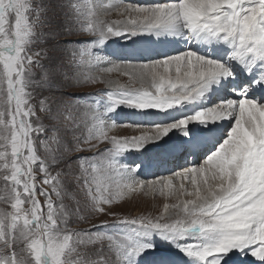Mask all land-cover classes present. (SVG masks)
Returning a JSON list of instances; mask_svg holds the SVG:
<instances>
[{"label":"snow or ice","instance_id":"obj_1","mask_svg":"<svg viewBox=\"0 0 264 264\" xmlns=\"http://www.w3.org/2000/svg\"><path fill=\"white\" fill-rule=\"evenodd\" d=\"M101 7L0 0V204L12 209L0 208V264H175L169 248L191 264H233L234 257L264 264V0H116L108 7L134 18L112 24L99 18ZM140 35L202 50L104 67L112 63L101 54L105 45L111 56L128 47L148 54L132 39ZM112 72L140 87L101 78ZM97 84L111 89L103 111L75 95ZM213 92L223 98L190 115L180 111ZM122 108L153 122L109 126ZM224 121H232L226 130ZM117 124L141 134L109 135ZM150 144L154 165L197 156L202 163L145 183L137 179L141 165L120 158ZM144 189L161 196L168 189L178 202L156 216L121 215L126 198ZM106 217L111 224L94 222ZM110 227L122 234L110 235Z\"/></svg>","mask_w":264,"mask_h":264},{"label":"rangeland","instance_id":"obj_2","mask_svg":"<svg viewBox=\"0 0 264 264\" xmlns=\"http://www.w3.org/2000/svg\"><path fill=\"white\" fill-rule=\"evenodd\" d=\"M98 1L99 0H94L95 3H98ZM99 2L101 3V5L103 4V6H106L107 0H104L103 3H102V1H99ZM137 2L138 1H136V0H129L125 4L132 3V4L142 5V4H139ZM147 4H144V5H147ZM106 9H108V8H106ZM108 10H110V9H108ZM113 18L114 17H112L111 19H107L106 22L109 23V24H112L114 22L120 21V20L116 21V19H113ZM123 18H124L125 21H127L130 18H134V15L133 14H124ZM142 36L146 37L148 35H142ZM139 38H141V37L140 36L134 37L135 40H138ZM112 39H119V38H112ZM152 40L153 39L151 37H149V43H148L149 46L152 45ZM130 41L133 42L132 40H128L127 42H130ZM111 42H112V40H110L108 43L110 44ZM172 42H174V41L172 40ZM143 43H144V41L142 42V44ZM187 44L189 45V46L187 45L188 49H191V47L195 45L194 43L188 42V41H187ZM153 45L158 47V44L156 43V41H155V43ZM199 48H200V46L198 47V49ZM108 49H109L108 46L105 45L104 48L100 50L101 54L108 55V53L110 51ZM183 50H184L183 48H181V50H180L177 45H175V47H173L172 49H168V50H160V49L157 50L156 49L154 52H152L150 54L148 53L147 56H149V57H146L145 59L149 60V59L163 58L166 55L177 54V53H179L180 51H183ZM122 54L124 55L125 53L122 52V50L120 49L118 53L114 54V56H109V60L112 61V63L104 65V67H112L113 63H115V62L116 63L123 62V60L118 59V57L122 56ZM111 55H113V52L111 53ZM133 61H135V60L133 59ZM136 62H139V61H136ZM140 62H143V61H140ZM100 75H102L103 78H105V79H110L112 81L118 82L121 85H124L125 88L132 86L133 83L135 84V87H140L139 81L133 82L132 80H130V78L127 75H123L120 72L102 73ZM108 91H111V89L108 88L107 84H97V85L92 86V87H88V88H84V89H78V90H76L75 95H79L81 97V102L82 103L91 104V105L99 104L100 107H101V111H103L104 107L108 103V101L106 99V94H107ZM34 94H36V93L34 92ZM69 94L72 95L73 93H69ZM208 98H210V97L207 96L206 98H204L200 102H205L206 100H208ZM221 99L222 98H218L217 100H215V102H217V101H219ZM3 102H4V96H3V94H0V105H2ZM200 102H198V104H186L180 109V111L186 112V113H188L190 115L193 112H195V111H197V110H199L201 108V107H199L201 105ZM122 115H124L125 118H121ZM136 115H143L146 118H150L149 120H152V118L147 113L139 112L137 110L128 109V108L117 109V111L115 113L110 114V116H112L113 118H116V120L113 119L114 123L116 121L117 122H121V123L128 122L130 124H151L153 122V120L147 122V121H141L139 119L131 118V116H136ZM118 116L120 117V119L118 118ZM139 117H141V116H139ZM230 123H232V121H224L223 123L221 122L222 129L226 130L228 124H230ZM124 128H127V131H125ZM132 128H134V127H131V126H128V125H125V124H117L116 129L120 130L121 133L114 134V135L117 136L118 138H125V137L131 138L133 136H138L139 134H137V131L132 130ZM130 129H131V131H130ZM111 130H113V129H111ZM101 147L103 148V147H110V146L101 145ZM154 147H155L154 145L150 144L147 148H145L143 150V152L130 151V152H126L123 156H130V155L134 156L135 155L136 158H137V161L135 160V163H136V162L140 161L139 159L141 158L142 155H144L145 153H148L149 150L154 148ZM84 155L91 156L92 154L91 153H87V154H84ZM128 159L129 158L126 159V162L128 164L132 163V165H133L134 162L131 161V159L128 161ZM180 160H182V162L181 161L179 162V160L177 162V161H175V159L170 161L174 165L176 163H178V164L181 163V165L177 166L176 171L180 170V169H183V168H186L188 166L194 165L198 161V159H197V161L194 160V157H188L187 159H185V161L183 159H180ZM199 162L202 163V160H199ZM163 167H165V169L168 170V168H167L168 167V163H167V166L164 165ZM168 174H170V173H164V174L159 175L158 177L155 176L152 179L144 180V182L147 183L148 181H151L153 179H158L160 176H166ZM39 180H40V176L38 175L37 176V181H36L37 187H39ZM177 184L178 183H176V182L174 183L173 182V188L175 189V191L178 188ZM186 184H187V182H186ZM156 187L159 188V185H157ZM154 192L155 191H148L147 189H144V190H141L139 192L133 193L132 197H131V201L124 205L126 211L122 212L121 215H127L129 218H136L138 215H152V216H156V215H160L162 213L163 204L168 203V201H169L168 204L178 202L177 196L175 194L172 197H171V194L169 195V197L165 196L164 199L159 201L160 198H158V196L155 197V193ZM3 194H4L3 193V181H0V195H3ZM37 198L41 202L42 210H46V204L44 203V198L42 196H38ZM127 198H129V197H127ZM180 198L181 199H191V197H187V196H181ZM0 208L6 209L7 211H11L12 210L10 204H0ZM100 219H107L109 221V224L112 223L111 217L97 218V220L94 221V222L95 223H99ZM72 226L76 227L75 225H72ZM81 227H83L85 229H90L91 228V224H82ZM106 231H108V233L110 235L122 234V233H120V229L119 228L110 227ZM189 242L195 243L197 241L196 240H190ZM107 243L108 242L105 241V244H107ZM157 245H158V247H165L164 245L161 244V242L158 240V238H157ZM169 251L175 257H179V258H183V259H189V258L183 257V255L181 253L175 251V249L169 248ZM241 261H243L244 264H249L250 263L247 260V258L234 257L233 264H240Z\"/></svg>","mask_w":264,"mask_h":264},{"label":"bare ground","instance_id":"obj_3","mask_svg":"<svg viewBox=\"0 0 264 264\" xmlns=\"http://www.w3.org/2000/svg\"><path fill=\"white\" fill-rule=\"evenodd\" d=\"M99 1H102V3L104 2V0H99ZM99 1H98V4L101 5V3ZM127 1H129V0H123V3L125 4ZM136 1H138L137 3L142 4V5L147 4V3L148 4H153V3L167 2V0H136ZM115 2H116V0H107L106 6H103V4H102V7L99 9V18L101 20H103V21L106 22L107 19H111L112 17H114L113 19H116V21L117 20H120L121 22H125V20L123 18V15L124 14H127V13L122 14L121 11H117L115 8H109L108 7L109 5L114 4ZM105 7L108 8V9H110V10L106 9ZM140 37L141 38H139L138 40H136L138 42V47L147 46L150 49L149 54L152 53V52H154L156 49L157 50H159V49L160 50L172 49L173 47H175V45H177L180 50H181V48H183L184 50L188 49V47H187V45H188L187 44V41H184V40L172 39V38H161V40H157L154 36H146V37H144L142 35H140ZM149 37H151L153 39L151 46H149V44H148L149 43ZM132 39L135 40L134 37ZM172 40L174 42H172ZM143 41H144V43L142 44ZM155 41L158 44V47L153 45L155 43ZM122 42L126 43L127 41H123L122 40ZM127 43L129 45H132L133 42L130 41V42H127ZM198 47H199V45H196L195 44L194 46L191 47V49L195 50V49H198ZM199 49L202 50V46H200ZM108 50H110L109 53H108V55L111 56L112 49L109 48ZM121 50L125 54L124 55L122 54V56L118 57V59L123 60V61H133V59H134L135 61H133V62H136V61H139L140 62V61L147 60L145 58L146 57H149V56H147V54L146 55H141L139 53V49L137 47L122 48ZM220 54L223 55V53H220ZM101 77L103 78L102 75H101ZM259 95H261V94L259 93ZM209 97L210 98H208V100H206L205 102H200L199 101L200 104H201L199 107L202 108V107H206V106H209V105L215 103V100H217L218 98H223V93L213 92V93H211L209 95ZM255 98L258 99L257 97H255ZM194 104H198V102L197 103H194ZM139 116H141V117H139ZM118 118L120 119L119 116H118ZM121 118H125V116L122 115ZM131 118H133V119H139L141 121H147V122L148 121H152V120H149L150 118H146L143 115L131 116ZM112 119H115L116 120V118H113V117H112ZM112 123H114V120H109L108 121V125L109 126ZM112 129L113 130H111L109 132V135H114V134L121 133L120 130H118L119 128L116 129V127H115V128H112ZM124 130L127 131V128H124ZM132 130L137 131V134H139V135L141 134V130L140 129L132 128ZM130 131H131V129H130ZM127 158H129L128 161L131 159V161L134 162L133 165H135L137 163L141 165V168H140V170H138V173H137V179L142 180V181L152 179L155 176L158 177L159 175L164 174V173H172V172L176 171L177 166L181 165V163L180 164L176 163L177 165L176 164L174 165L172 162H168V167H167L168 170H166L165 167H163V166L164 165L167 166V163H165V164H155L154 165V164L150 163L149 158L146 155V153L144 155H142L141 158L139 159L140 161H138L136 163H135V160L137 161V158H136L135 155L134 156H131V155L130 156H122L120 159H121L122 162L127 163L126 162V159ZM180 159L181 158H177V159H175V161L178 162V160H179V162L180 161L182 162V160H180ZM197 159H198V161L200 160V158L198 156L197 157H194V160L197 161ZM183 160L185 161V159H183ZM129 165L131 166L132 163H129ZM173 182L174 183L175 182L178 183L177 184V187H179V183H180L179 180H174ZM186 182L187 181H184L185 186L188 187V182H187V184H186ZM157 189H159V188H157ZM164 191H165V195H163V196L160 195V192L158 190H156L154 192L155 193V197L158 196V198H160L159 201H161L162 199H164L165 196H168L169 197L170 194L168 193V189H165ZM172 192L175 193V189L174 188L172 189ZM172 196H174V194H171V197ZM131 197H132V194H131V196L129 198H126V199L130 202L131 201ZM168 203H169V201H168ZM173 259H174L175 264H191V262L188 261V259H183V258H179V257H175V256H173ZM247 260L250 262L249 264H253V260L252 259L247 258Z\"/></svg>","mask_w":264,"mask_h":264}]
</instances>
